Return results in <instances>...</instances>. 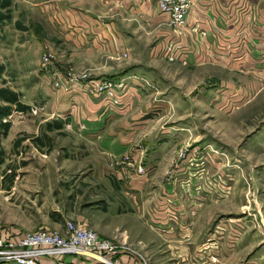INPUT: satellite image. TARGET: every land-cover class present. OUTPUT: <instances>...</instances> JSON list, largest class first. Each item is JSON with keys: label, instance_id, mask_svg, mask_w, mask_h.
<instances>
[{"label": "rangeland", "instance_id": "obj_1", "mask_svg": "<svg viewBox=\"0 0 264 264\" xmlns=\"http://www.w3.org/2000/svg\"><path fill=\"white\" fill-rule=\"evenodd\" d=\"M115 10L119 13L115 2L102 0H0V234L64 233L66 223L73 222L113 243L117 264H264V256L257 258L263 239L245 253L231 249L235 242L226 238L241 229L258 230L252 217L257 208L247 203L246 192L252 172L261 167L253 162L264 156V83L237 69L186 66L180 60L182 29L167 21L172 39L166 41L159 26L136 25ZM111 27L123 31L125 45L98 37ZM132 32L134 38L128 39ZM82 75L87 81L80 80ZM104 80L116 87L99 92L95 83ZM73 91L106 100L108 112L117 111L112 121L140 124L138 154L123 155L117 165L130 176L159 173L148 201L162 199L171 182L173 187L219 189L222 206L227 192L236 188L237 196L243 194L245 226L240 221L235 229L221 225L214 239V221L200 243L184 242L198 253L190 250L181 257L165 248L169 243H132L128 235L123 240L124 231L120 240L103 237L96 209L102 191L90 188L83 164L70 162V150L79 144L69 127L84 116L56 111ZM126 156L134 163H125ZM138 164L145 174L137 173ZM224 215L219 223H232ZM94 255L53 254L41 264H94Z\"/></svg>", "mask_w": 264, "mask_h": 264}, {"label": "crops", "instance_id": "obj_2", "mask_svg": "<svg viewBox=\"0 0 264 264\" xmlns=\"http://www.w3.org/2000/svg\"><path fill=\"white\" fill-rule=\"evenodd\" d=\"M102 1L106 5L115 2L123 17H132L137 21L136 25L142 27L159 26L163 29L160 35L165 34L166 41L172 39V30L166 26L168 20L158 7L159 0ZM115 12L118 16L117 10ZM122 32L117 28L113 30V27L105 28L98 37L109 40L114 37L116 43L125 45L127 39ZM181 34L179 50L182 64L191 67L210 65L237 69L250 75L254 83H264V0H192L187 25ZM130 38H134L133 32L129 33L128 39ZM129 44L133 45L130 41ZM170 44L171 41L169 46H172ZM72 93L63 97L62 104L60 102L56 111L70 109L78 119L79 115L84 116L83 121L76 120L69 127L79 144L71 148L74 161L70 162L75 166L83 164L87 169L84 170L86 174L83 178L90 182V188H99L102 191L101 206L96 209L100 213L99 233L103 237L120 240V232L124 231L121 234L123 240L129 236L132 243H169L165 248L181 257L187 256L190 250L198 253V248L192 247V244H198L204 239L214 221L218 222L211 235L214 239L220 234L221 225L235 229L234 222L240 221V225L245 226L244 221L248 217L242 211L243 194L241 197L237 196L236 188L227 192L228 196L223 200L222 206L220 198L217 197L220 194L219 189L173 187L171 182L163 190L162 199L148 201L147 194L153 189L159 173L153 171L149 175L130 176L117 165L123 155L129 154L135 158V153L138 154L136 148L141 142L136 132L140 130V124L112 121L111 119L117 117V111L108 112L111 105L106 100L98 101L92 96L84 95V98L74 91ZM58 105L53 104L54 107ZM100 109L102 112L99 114ZM246 161L252 163L250 159ZM253 163L260 164L261 167L258 173L252 172L248 181L251 188L246 193L247 203L257 208L253 210L255 212L252 217L256 220L258 230L252 231L250 228L248 233L241 229L239 234H226L227 239L235 242L231 249H242L245 253L253 247L261 246L264 240V231L261 228V223L264 224V156ZM242 188L245 193L246 188ZM124 194L128 199L125 203ZM226 213L231 216L227 218L232 223H219V218ZM184 242L194 243L186 245ZM243 242L245 246L238 248L237 244ZM171 243L185 245L173 248ZM258 254L257 258H263L264 247ZM137 264H141L139 260Z\"/></svg>", "mask_w": 264, "mask_h": 264}, {"label": "built area", "instance_id": "obj_3", "mask_svg": "<svg viewBox=\"0 0 264 264\" xmlns=\"http://www.w3.org/2000/svg\"><path fill=\"white\" fill-rule=\"evenodd\" d=\"M158 7L170 27L183 29L187 25L192 0H159ZM45 60L48 61L49 58L46 57ZM79 78L81 81H87V75ZM95 85L101 93L110 92L116 87L112 80L100 81ZM126 157L125 163H134L130 156ZM137 173L145 174L146 168L138 164ZM87 251L94 252L95 259L102 264H117L112 259L117 253L113 243L101 238L93 230L73 222L66 223L64 233L43 231L25 233L17 237L0 234L1 264H41L44 258L53 254H84Z\"/></svg>", "mask_w": 264, "mask_h": 264}, {"label": "water", "instance_id": "obj_4", "mask_svg": "<svg viewBox=\"0 0 264 264\" xmlns=\"http://www.w3.org/2000/svg\"><path fill=\"white\" fill-rule=\"evenodd\" d=\"M94 264H99V261H97V260H96V261H94Z\"/></svg>", "mask_w": 264, "mask_h": 264}]
</instances>
